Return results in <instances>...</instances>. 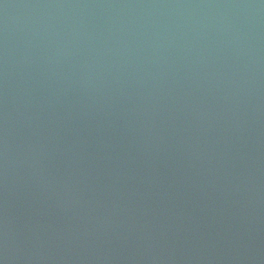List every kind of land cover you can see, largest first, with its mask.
I'll return each instance as SVG.
<instances>
[{
  "label": "water",
  "instance_id": "1",
  "mask_svg": "<svg viewBox=\"0 0 264 264\" xmlns=\"http://www.w3.org/2000/svg\"><path fill=\"white\" fill-rule=\"evenodd\" d=\"M0 264H264V0H0Z\"/></svg>",
  "mask_w": 264,
  "mask_h": 264
}]
</instances>
